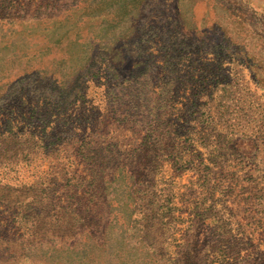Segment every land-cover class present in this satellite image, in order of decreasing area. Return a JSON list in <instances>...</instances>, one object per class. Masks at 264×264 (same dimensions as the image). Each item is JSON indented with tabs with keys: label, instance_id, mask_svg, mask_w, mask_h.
I'll list each match as a JSON object with an SVG mask.
<instances>
[{
	"label": "rangeland",
	"instance_id": "1",
	"mask_svg": "<svg viewBox=\"0 0 264 264\" xmlns=\"http://www.w3.org/2000/svg\"><path fill=\"white\" fill-rule=\"evenodd\" d=\"M0 264H264V0H0Z\"/></svg>",
	"mask_w": 264,
	"mask_h": 264
},
{
	"label": "trees",
	"instance_id": "2",
	"mask_svg": "<svg viewBox=\"0 0 264 264\" xmlns=\"http://www.w3.org/2000/svg\"><path fill=\"white\" fill-rule=\"evenodd\" d=\"M12 257V256H11Z\"/></svg>",
	"mask_w": 264,
	"mask_h": 264
}]
</instances>
